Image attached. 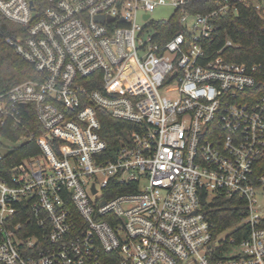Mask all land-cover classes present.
<instances>
[{
    "label": "built area",
    "instance_id": "built-area-1",
    "mask_svg": "<svg viewBox=\"0 0 264 264\" xmlns=\"http://www.w3.org/2000/svg\"><path fill=\"white\" fill-rule=\"evenodd\" d=\"M240 6L264 17V0H0L39 75L0 93V264H264V71L206 41ZM101 109L134 126L110 156ZM217 196L242 215L215 234Z\"/></svg>",
    "mask_w": 264,
    "mask_h": 264
},
{
    "label": "trees",
    "instance_id": "trees-1",
    "mask_svg": "<svg viewBox=\"0 0 264 264\" xmlns=\"http://www.w3.org/2000/svg\"><path fill=\"white\" fill-rule=\"evenodd\" d=\"M211 5L197 4L196 11H204ZM211 8V7H210ZM214 30L207 41V49L213 55L224 56L228 60L237 63H245L248 66L261 65L264 71V17L250 7L240 6L237 13L222 15L213 20ZM158 28L167 30V39L178 31L177 17L170 21L156 23ZM24 27L10 21L2 20L0 23V93L12 86L28 79H37L39 76L31 64L24 61L20 56L13 53L5 42L7 36L15 37L24 32ZM226 39L232 40L234 46H225ZM260 77V76H259ZM264 87V76L261 75ZM99 112L100 136L108 146L109 156L118 147L120 139L124 138L125 131L133 126L131 122L119 120L101 109ZM31 122L35 118L31 115ZM32 129V128H31ZM34 130V129H32ZM36 135L42 134L43 128H35ZM3 135L15 140L16 136L10 130L2 131ZM39 149L32 142L22 143L11 154L15 161L27 155H34ZM128 188H116L105 190L104 197L108 198L119 193H124ZM202 210L205 212L209 228L216 234L237 223L242 215V202L235 196H217L210 201H202Z\"/></svg>",
    "mask_w": 264,
    "mask_h": 264
},
{
    "label": "rangeland",
    "instance_id": "rangeland-1",
    "mask_svg": "<svg viewBox=\"0 0 264 264\" xmlns=\"http://www.w3.org/2000/svg\"><path fill=\"white\" fill-rule=\"evenodd\" d=\"M173 13V8L170 7H160L154 11L152 14L153 19H167Z\"/></svg>",
    "mask_w": 264,
    "mask_h": 264
}]
</instances>
